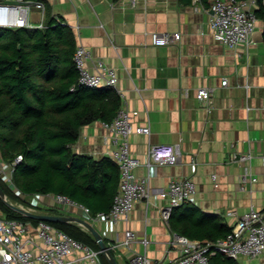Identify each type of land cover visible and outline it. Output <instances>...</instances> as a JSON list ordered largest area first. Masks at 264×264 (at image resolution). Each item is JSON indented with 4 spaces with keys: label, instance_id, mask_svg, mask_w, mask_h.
Wrapping results in <instances>:
<instances>
[{
    "label": "crops",
    "instance_id": "0c3cea01",
    "mask_svg": "<svg viewBox=\"0 0 264 264\" xmlns=\"http://www.w3.org/2000/svg\"><path fill=\"white\" fill-rule=\"evenodd\" d=\"M210 5L200 0H141L135 7L122 6L117 0H47L43 20L45 15L56 17L72 30L76 45L89 53L86 66L91 71L98 62L114 69L125 107L138 111L133 127H150L148 135L129 136L130 151L142 163L136 175H149L151 188L191 179L196 186L192 204L232 228L251 207L264 208V30L258 20L254 32L261 31L262 40L252 38L248 47L229 48L212 35ZM41 19L39 11L31 13V23L38 25ZM152 32H179L181 38L168 45H152ZM199 88L211 90L208 100L196 98ZM101 122L80 128L73 152L95 159L107 156L113 134ZM162 143L179 145V162L146 167L150 145ZM232 151L253 155L251 175L245 182V164L229 162ZM21 197L30 207L36 206L34 195ZM149 202L137 201L127 218L113 226L94 223L100 233L106 232L107 241L123 240L126 230L133 232L130 248L116 252L119 264H130L132 252L146 254L153 264L179 254L171 244L173 231L160 217L166 202ZM71 212L81 213L79 209ZM144 237L146 245L141 241ZM237 261L264 264V254Z\"/></svg>",
    "mask_w": 264,
    "mask_h": 264
},
{
    "label": "trees",
    "instance_id": "16d2710c",
    "mask_svg": "<svg viewBox=\"0 0 264 264\" xmlns=\"http://www.w3.org/2000/svg\"><path fill=\"white\" fill-rule=\"evenodd\" d=\"M200 1L209 5L213 0ZM254 13L264 30V0H256ZM76 46L72 30L50 15H45L41 28L0 27V157L10 163L21 155L13 182L25 197L64 195L87 207L94 216L111 208L119 169L109 156L95 159L73 152L71 146L82 126L112 120L120 98L110 87L91 89L78 83L73 60ZM0 185L9 201L28 203L1 178ZM35 210L68 215L51 205H39ZM0 215L34 224L38 221L15 212L1 199ZM50 223L99 251L92 235L79 226ZM169 227L202 243L224 239L232 229L192 203L172 209ZM99 256L102 264H108L101 253ZM209 263L241 264L221 252L209 256Z\"/></svg>",
    "mask_w": 264,
    "mask_h": 264
},
{
    "label": "built area",
    "instance_id": "2783aa9c",
    "mask_svg": "<svg viewBox=\"0 0 264 264\" xmlns=\"http://www.w3.org/2000/svg\"><path fill=\"white\" fill-rule=\"evenodd\" d=\"M47 0H16L14 3H0V27L41 28L45 2ZM141 0H117L122 6L135 7ZM256 0H213L210 9L209 24L216 41L229 47H248L252 42V34L256 28L258 18L254 13ZM42 15L37 25L30 22L33 11ZM5 22L2 23L1 20ZM11 20V23L8 21ZM179 32H152V45H168L179 41ZM89 53L82 45H77L73 60L78 71V83L87 88L96 89L110 87L120 98V107L110 121H102V126L113 134L112 149L107 156L116 163L119 169V184L113 203L108 212H99L91 215L87 207L76 203L64 195H35L34 207L41 205L56 206L65 212L73 209L81 211L80 217L94 225L96 221L113 226L121 219H126L137 201H145L149 205L152 199L155 202L165 201L160 211L163 222L169 226V217L174 207L185 203H194L196 192L195 183L191 179L172 180L166 188H151L149 175L138 177L135 173L142 163L130 151L129 136L132 133L149 134L150 127L134 128L132 119L137 110L125 107L124 94L117 88V74L114 69L98 62L97 68L91 71L86 66ZM226 80H222V85ZM198 100H208L211 96L209 88H199L195 92ZM181 157L178 144H152L149 147L148 159L143 163L146 167L172 166L179 162ZM251 152L237 153L232 151L229 162L245 164L243 181L250 174L249 164L252 160ZM21 155L10 162H4L0 157V178L6 186L18 196H23L13 182L14 167L21 160ZM264 164V155L261 156ZM215 179V176L213 175ZM255 182V177H250ZM243 189V187H241ZM31 203H29L30 206ZM32 206V205H31ZM100 232V231H99ZM106 232L101 233L103 239ZM123 240L105 241L116 257L120 248H130L134 234L126 230ZM142 243L148 240L144 237ZM171 244L175 245L179 254L177 257L163 264H210L209 256L216 252L234 258H259L264 254V208L257 210L251 207L241 215L231 232L221 240L202 243L183 234L173 232ZM96 251L88 245L72 238L63 230L54 227L49 221L38 220L37 223L9 219L0 215V264H102ZM130 264H153L146 254L131 253L128 257Z\"/></svg>",
    "mask_w": 264,
    "mask_h": 264
},
{
    "label": "water",
    "instance_id": "95a60500",
    "mask_svg": "<svg viewBox=\"0 0 264 264\" xmlns=\"http://www.w3.org/2000/svg\"><path fill=\"white\" fill-rule=\"evenodd\" d=\"M2 23L5 22L4 19L1 20ZM252 38L254 40H262V34L261 31H255L252 34ZM0 199L12 210L15 212L24 215L26 217L35 219V220H44L49 222H60V223H76L78 226H80L82 229L89 232L94 241L97 243L99 247V252L102 254V256L106 259L108 264H119L116 260L115 256L113 255L112 251L110 250L109 246L103 239L101 233L95 228L94 225L86 221L80 216H73V215H55V214H45V213H39L36 211L29 210L28 208L13 203L8 200L4 190L2 189L0 185Z\"/></svg>",
    "mask_w": 264,
    "mask_h": 264
},
{
    "label": "rangeland",
    "instance_id": "374dc122",
    "mask_svg": "<svg viewBox=\"0 0 264 264\" xmlns=\"http://www.w3.org/2000/svg\"><path fill=\"white\" fill-rule=\"evenodd\" d=\"M3 2H5L6 3V0H2ZM22 198V197H21ZM17 203H19V202H17ZM20 205H22V206H24V207H28V208H33V207H30L29 206V204H21V203H19ZM44 206V205H43ZM45 206H46V204H45ZM33 210H35V208L33 209ZM35 211H37V210H35ZM68 215H73V216H77L76 215V213H68ZM73 223V222H72ZM73 224H75V225H77L78 226V224H76V223H73ZM80 227V226H79ZM81 228V227H80ZM82 229V228H81ZM82 230H84V229H82ZM84 231H86V230H84ZM87 232V231H86ZM87 233H89V232H87ZM90 234V233H89ZM91 235V234H90Z\"/></svg>",
    "mask_w": 264,
    "mask_h": 264
},
{
    "label": "bare ground",
    "instance_id": "6f19581e",
    "mask_svg": "<svg viewBox=\"0 0 264 264\" xmlns=\"http://www.w3.org/2000/svg\"><path fill=\"white\" fill-rule=\"evenodd\" d=\"M8 23H11V20H9Z\"/></svg>",
    "mask_w": 264,
    "mask_h": 264
}]
</instances>
